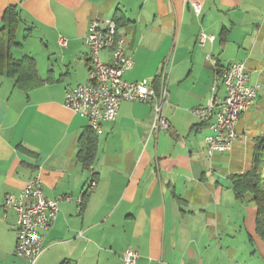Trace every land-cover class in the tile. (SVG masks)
I'll return each instance as SVG.
<instances>
[{"label":"crops","instance_id":"0c3cea01","mask_svg":"<svg viewBox=\"0 0 264 264\" xmlns=\"http://www.w3.org/2000/svg\"><path fill=\"white\" fill-rule=\"evenodd\" d=\"M12 8L19 21L9 47L4 14ZM94 18L114 19L125 36L134 67L124 80L159 88L166 75L170 127L152 134V105L122 102L96 133L86 169L77 153L87 121L64 97L87 81L84 39ZM201 32L213 41L200 45ZM208 55L220 66L243 63L258 86L224 153L207 152L208 124L191 113L211 96ZM8 56L23 62L15 76ZM215 95L224 96L220 84ZM262 136L264 0H0V264H30L15 253L16 213L2 203L36 173L44 196L62 199L34 264H121L127 248L138 264H244L241 241L259 238L256 210L250 195L236 197L232 178L251 169Z\"/></svg>","mask_w":264,"mask_h":264},{"label":"built area","instance_id":"2783aa9c","mask_svg":"<svg viewBox=\"0 0 264 264\" xmlns=\"http://www.w3.org/2000/svg\"><path fill=\"white\" fill-rule=\"evenodd\" d=\"M197 16L201 7L192 4ZM212 35L201 32L198 43L213 41ZM64 44V42H63ZM84 44L88 50L86 61L87 81L66 91L64 106L86 119L88 127L101 133V125L116 119L122 102H140L152 105L153 118L151 132L156 135L166 131L169 121L163 112L168 103L166 75L161 74L159 88L151 86L146 79L126 81L123 75L134 67L132 56L126 51L125 36L118 31L112 18H94L90 21ZM109 53L108 61H103L101 52ZM214 68V82L211 96L205 106L191 109L200 121L207 123L210 133L204 137L209 154L229 152L237 141L236 127L241 116L254 104L257 85H250L248 73L243 63L220 66L209 55ZM218 84L223 87L224 96L215 95ZM92 180L89 188H93ZM43 183L39 173L29 179L19 195L5 196L2 209H12L16 213L15 253L34 264L43 251L42 232L55 220L58 204L62 197L48 199L43 194ZM70 199L69 197H65ZM80 203V199H77ZM139 253L127 248L121 255V264H138ZM144 264H151L150 262Z\"/></svg>","mask_w":264,"mask_h":264},{"label":"trees","instance_id":"16d2710c","mask_svg":"<svg viewBox=\"0 0 264 264\" xmlns=\"http://www.w3.org/2000/svg\"><path fill=\"white\" fill-rule=\"evenodd\" d=\"M4 21L9 28L7 38L10 47L14 45L15 29L19 21L15 9L6 11ZM6 64V71L10 76L20 73L23 67L22 61L14 60L10 56L7 57ZM96 144V133L89 127L85 128L78 137L77 160L86 169L94 159ZM232 186L236 197L251 196V202L256 207L255 232L264 245V136L256 139L251 169L243 175L233 177Z\"/></svg>","mask_w":264,"mask_h":264},{"label":"rangeland","instance_id":"374dc122","mask_svg":"<svg viewBox=\"0 0 264 264\" xmlns=\"http://www.w3.org/2000/svg\"><path fill=\"white\" fill-rule=\"evenodd\" d=\"M18 36L20 37V32ZM251 207H253L254 211L256 210L254 204H252ZM252 235L253 240L251 243L248 239H246L247 241L245 240V243L241 241L240 244L241 254L245 257L244 264H264V245L259 238H257L254 234Z\"/></svg>","mask_w":264,"mask_h":264}]
</instances>
